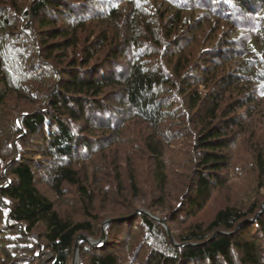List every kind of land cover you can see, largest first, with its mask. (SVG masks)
Listing matches in <instances>:
<instances>
[{
    "label": "trees",
    "instance_id": "trees-1",
    "mask_svg": "<svg viewBox=\"0 0 264 264\" xmlns=\"http://www.w3.org/2000/svg\"><path fill=\"white\" fill-rule=\"evenodd\" d=\"M107 218L82 264H264V0H0V264Z\"/></svg>",
    "mask_w": 264,
    "mask_h": 264
},
{
    "label": "rangeland",
    "instance_id": "rangeland-1",
    "mask_svg": "<svg viewBox=\"0 0 264 264\" xmlns=\"http://www.w3.org/2000/svg\"><path fill=\"white\" fill-rule=\"evenodd\" d=\"M184 148H188V146H187V144H184ZM186 150L187 149H184V151H183V153L184 152H186ZM179 160H181V161H184V162H186L185 160V158H183L182 156H181V159H179ZM177 161V160H176ZM179 168V167H178ZM181 171V170H180ZM186 169H183V171L181 172V173H179V174H182V176H184L183 174H185L186 173ZM186 179V178H185ZM173 183H177L176 182V178H174L173 179ZM46 189V188H45ZM46 192H48L49 190L48 189H46L45 190ZM49 195H51V193H48ZM222 200V199H221ZM223 201V200H222ZM220 203H222L221 201H220V198H218V196L217 195H214V198L212 199V201H211V203H209V205L204 209V211H202L201 212V214L198 216V220H200V219H204V220H207L208 218H210V217H212V214L214 213V211L217 209L216 207L220 204ZM64 208H66V206L64 207ZM141 210H145L144 208H139V210L138 211H141ZM146 211V210H145ZM148 212V211H147ZM105 215H108L107 213L105 214ZM155 217H158V216H155ZM159 218V217H158ZM103 220V219H102ZM108 220H111L110 218L108 219H105L104 221H102V223L99 225L101 228H102V230L104 231L105 230V233H106V237H107V226L105 225V222L106 221H108ZM104 227H105V229H104ZM167 227L169 228V226H166V229H167ZM177 227V226H176ZM183 227H185V225H183V226H181L180 225V227L179 228H183ZM170 229V228H169ZM170 231H171V229H170ZM175 232V231H174ZM171 233H172V237H173V232L171 231ZM103 234V233H102ZM87 236V235H86ZM32 237H37V235H33ZM88 237V236H87ZM102 237V236H101ZM89 239H92V238H90V237H88ZM93 240V239H92ZM99 240V239H98ZM82 241V240H81ZM42 249V248H41ZM75 252V251H74ZM37 254L40 256H44L45 254L46 255H48V257L47 258H45V261L48 259V258H50L52 255L48 252V251H41L40 250V252H37ZM79 254H80V251H79ZM73 256H74V254H73ZM80 257H81V255H80ZM143 258H144V256L143 255H141L140 257H139V260L141 261V260H143ZM82 260V259H81ZM43 260L41 259V261L38 259V260H36L35 262V264H39L40 262H42ZM72 261H73V257H72V259H71V262H70V264H72ZM79 263V262H78ZM78 263H76V264H78ZM27 264V263H26Z\"/></svg>",
    "mask_w": 264,
    "mask_h": 264
},
{
    "label": "water",
    "instance_id": "water-1",
    "mask_svg": "<svg viewBox=\"0 0 264 264\" xmlns=\"http://www.w3.org/2000/svg\"><path fill=\"white\" fill-rule=\"evenodd\" d=\"M142 211V210H141ZM156 219L160 220L158 217H155ZM110 220L106 221L105 222V225L107 226L108 223H109ZM105 229V227H104ZM167 231H168V234L170 236V238H172V233L170 231V229L167 227ZM81 240H86L88 242H90V244L94 247H98V246H102L105 241H106V233H105V230L103 231V234H102V237L99 239V240H91L89 239L86 235H80L77 239V243H76V246H75V252H74V256H73V261H72V264H76V259H78L79 263L78 264H82V260H81V257H80V254H79V242Z\"/></svg>",
    "mask_w": 264,
    "mask_h": 264
},
{
    "label": "bare ground",
    "instance_id": "bare-ground-1",
    "mask_svg": "<svg viewBox=\"0 0 264 264\" xmlns=\"http://www.w3.org/2000/svg\"><path fill=\"white\" fill-rule=\"evenodd\" d=\"M92 240V239H91ZM79 261H78V259H76V263H78Z\"/></svg>",
    "mask_w": 264,
    "mask_h": 264
}]
</instances>
